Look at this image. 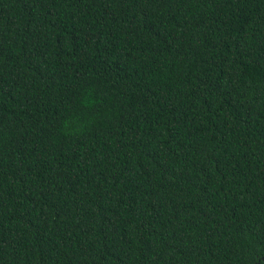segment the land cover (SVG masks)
<instances>
[{"label":"trees","instance_id":"trees-1","mask_svg":"<svg viewBox=\"0 0 264 264\" xmlns=\"http://www.w3.org/2000/svg\"><path fill=\"white\" fill-rule=\"evenodd\" d=\"M0 264H264V0H0Z\"/></svg>","mask_w":264,"mask_h":264}]
</instances>
